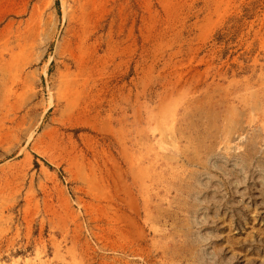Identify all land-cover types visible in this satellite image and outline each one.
<instances>
[{
  "label": "rangeland",
  "instance_id": "rangeland-1",
  "mask_svg": "<svg viewBox=\"0 0 264 264\" xmlns=\"http://www.w3.org/2000/svg\"><path fill=\"white\" fill-rule=\"evenodd\" d=\"M260 84L264 0H0V264H264Z\"/></svg>",
  "mask_w": 264,
  "mask_h": 264
},
{
  "label": "bare ground",
  "instance_id": "bare-ground-1",
  "mask_svg": "<svg viewBox=\"0 0 264 264\" xmlns=\"http://www.w3.org/2000/svg\"><path fill=\"white\" fill-rule=\"evenodd\" d=\"M63 6L64 10L66 11V3H64ZM247 91H249L248 88H245L244 94L242 95V98L245 100L243 103H249L254 97H257L260 98V101L259 105L256 106V110L264 109V84H260L259 87H257V92H259V95H253V91L250 92L251 94H248L249 92L246 94ZM135 168L141 175L140 183L142 184L143 189L146 191V201L153 186L156 185L155 182L160 179L161 174L157 171L154 162L145 157H142L135 163ZM41 255L42 252H39L34 258H28L24 262L18 261L15 264H48L45 260V257H42Z\"/></svg>",
  "mask_w": 264,
  "mask_h": 264
}]
</instances>
